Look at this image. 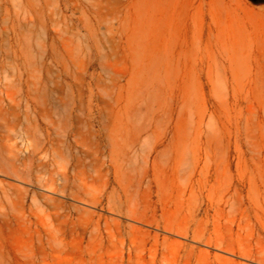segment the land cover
Segmentation results:
<instances>
[{"label": "bare ground", "instance_id": "obj_1", "mask_svg": "<svg viewBox=\"0 0 264 264\" xmlns=\"http://www.w3.org/2000/svg\"><path fill=\"white\" fill-rule=\"evenodd\" d=\"M86 7V36L110 74L100 93L91 73L85 97L88 66L63 35L59 6L49 27L40 22V47L51 55L66 116L78 121L85 108L92 115L96 96L112 136H80L89 161L76 159L70 173L60 146L47 148L50 139L0 135V264H264V9L241 0ZM43 12L35 10L40 21ZM96 20L104 53L94 42ZM34 78L32 90L45 100L46 82ZM119 139L124 152L114 148ZM28 162L36 167L31 204L21 186Z\"/></svg>", "mask_w": 264, "mask_h": 264}, {"label": "rangeland", "instance_id": "obj_2", "mask_svg": "<svg viewBox=\"0 0 264 264\" xmlns=\"http://www.w3.org/2000/svg\"><path fill=\"white\" fill-rule=\"evenodd\" d=\"M241 1L257 11L264 9V0ZM86 2L87 0H0V122L3 124L0 126V135L10 134L20 139L21 137L26 139L30 134L50 139L51 143L47 145V148L52 149L56 144L60 146L62 155L70 163L68 166L70 173L72 172L71 165L76 159H79L83 165L89 161L85 154L88 151L87 142L86 144L81 142L80 136L89 137L88 131L90 130L93 134L91 135L92 140L105 139L107 134L112 136L106 126L112 127L113 123L106 119L103 104L97 101L96 96L94 103L97 104L92 115H88L85 108L84 111L76 113L78 121L73 117L66 116L64 109L56 101L57 94L53 90L52 81L55 66L52 63L51 55L49 52L42 54L40 47L46 41L44 38L45 27L42 23L49 27L51 9L55 6L62 8L63 17L65 16L63 35L79 49L80 56L85 59L88 66L82 86L85 97L92 80L91 73L94 75L93 80L97 82L96 84L93 82V85L98 88H96V92L100 93L102 84L111 83L110 74L103 66L104 59L97 55L94 49L93 40L90 41L86 36L85 18L88 15ZM40 8L44 10L41 21L35 14V10ZM24 20L28 21L26 26L22 25ZM93 23L99 32L94 38V42L99 45V52L104 53L102 42L100 43V40L104 41L106 37L103 29L104 23H99L97 20ZM258 25L260 26L259 32L264 30L262 18H259ZM88 44L90 47H86ZM23 61L26 63L23 64ZM15 75L18 76L17 80H14ZM34 76H38L46 82L45 100L37 97L36 91L32 90L31 81L35 80ZM119 83L124 84L125 79L121 78ZM15 122H19V125L14 131L12 125ZM76 132H79L80 135ZM119 142L122 147L115 146L114 148L121 152L126 151L128 148L124 145V140L119 139ZM245 145L244 150L246 151ZM111 148L113 147L109 141L108 145H102V150L106 153ZM137 148L138 146L135 149ZM132 150L130 149V154L133 152ZM52 152L51 158L53 157ZM27 169L31 175L27 177V183L21 184V186L28 190V204H31L34 192L37 191L36 181L32 175L36 167L28 162ZM223 183H227L225 176ZM38 199L41 201L40 198ZM63 199L66 211L71 218L76 219L80 212L74 208L75 201L70 190L65 191ZM98 212L108 216L105 211L98 210Z\"/></svg>", "mask_w": 264, "mask_h": 264}]
</instances>
